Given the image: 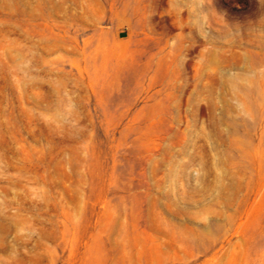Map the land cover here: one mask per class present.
Instances as JSON below:
<instances>
[{
	"label": "rangeland",
	"instance_id": "374dc122",
	"mask_svg": "<svg viewBox=\"0 0 264 264\" xmlns=\"http://www.w3.org/2000/svg\"><path fill=\"white\" fill-rule=\"evenodd\" d=\"M0 264H264V0H0Z\"/></svg>",
	"mask_w": 264,
	"mask_h": 264
}]
</instances>
